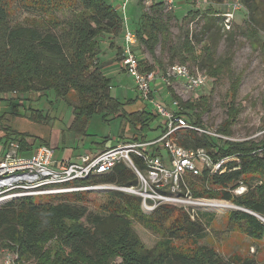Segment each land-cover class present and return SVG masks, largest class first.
Here are the masks:
<instances>
[{
    "label": "trees",
    "instance_id": "trees-1",
    "mask_svg": "<svg viewBox=\"0 0 264 264\" xmlns=\"http://www.w3.org/2000/svg\"><path fill=\"white\" fill-rule=\"evenodd\" d=\"M213 1L217 5L225 2ZM241 4L247 11L248 39L252 45L260 46L264 0H241ZM137 6L142 14L131 24H135L138 45L154 60L152 64L142 60L144 71L165 73L178 64L215 79L229 74L230 86L225 95L227 118L217 131L233 136L241 113L237 98L243 72L233 73V52L218 58V33L213 35L221 32L224 13L214 8L203 15L200 10H191L175 36L171 31L175 10L169 11L158 0H153L149 8L142 2ZM18 13L26 14L22 20H15ZM200 18L202 30L191 36L190 23ZM122 34L123 20L106 0H0V99L18 104L22 101L31 112V121L49 124L50 116L34 110L30 102H35L33 98L47 100L52 94L56 101L73 109L70 130L82 140L89 136L91 121L96 116L104 122L122 120V140L126 139L127 127L132 133L131 141L156 140L165 131L159 114L144 104L137 91L134 99L114 97L112 81L99 63L106 37L109 47L118 49V61H122L123 48L115 44ZM165 53H168L166 62L162 58ZM173 81L162 83L171 86ZM170 95L172 102H179L181 114L191 125L206 129L202 117L209 111V103L205 97L192 94L183 101L173 91ZM3 119L6 114L0 117V142L7 146L17 142L21 155L27 156L40 146L51 147L44 138L2 124ZM174 142L186 150L205 149L214 164L229 159L217 173L205 168L199 176L185 178L194 199L231 202L264 218V136L260 140L220 142L207 134L180 130ZM106 146L113 147V142L105 140L97 144L98 148ZM152 152L163 155L158 146H153ZM132 159L139 170H146L141 158L132 155ZM73 184L132 187L138 185V178L132 168L120 162L107 174L91 175ZM240 187L248 190L238 196L235 191ZM93 194L75 192L4 203L0 206V254L8 251L16 257L17 264H252L240 256L225 259L204 243L209 237L207 228L213 223L212 214L171 205H161L145 214L142 199L135 195L105 191L96 194L101 198L97 202L90 200ZM229 215L233 224L243 228L248 236L264 240V223L257 217L245 211ZM135 223L158 234L160 238L154 248L141 241Z\"/></svg>",
    "mask_w": 264,
    "mask_h": 264
},
{
    "label": "rangeland",
    "instance_id": "rangeland-1",
    "mask_svg": "<svg viewBox=\"0 0 264 264\" xmlns=\"http://www.w3.org/2000/svg\"><path fill=\"white\" fill-rule=\"evenodd\" d=\"M106 1L108 3H114L113 6L118 10L123 21H125L126 18L130 23L135 21L133 19L134 15L132 13V6L134 4L138 5L137 2L132 1L127 9H124L120 1ZM240 2L241 0H225L223 4L217 5L213 0H183V2L176 0L173 9L175 10L176 19L171 21V31L173 35H178L179 25L181 24L183 18L191 10H200L203 15L209 8H214L221 13L232 12L235 15V21L231 30H226L222 23L221 32H215L213 37L216 36V33H218V36L216 37V39L219 40L218 58H223L229 52H233L234 58L231 62L232 71L235 75L243 72L242 84L237 98V105L241 108V113L233 127V136L239 140H260L264 136V29H261L259 32L261 45H252L247 36V11L242 4H240V7H236ZM25 14L26 13H18L15 20H22ZM202 26V18L196 22L190 23L189 27L191 30V36H195L200 33ZM206 37L207 36H205V39ZM135 53L141 60L147 61L149 64H152L154 61L152 56L141 45L137 44V46H135ZM157 56L160 58L159 49L157 51ZM162 58L166 62L168 59V53H165ZM191 70L194 69L191 68ZM119 73L120 71L116 70L113 76H108L109 79L113 78V82H111L112 95L117 97L119 92H124L123 89L128 88V90L130 89L132 92L129 96H123L122 99L136 98L137 93L134 92L132 85L133 79H131L128 75V78L120 75L118 79ZM121 83H123V89L120 86ZM229 86L230 76L226 72L218 79L208 77L206 85L197 89L194 93L196 97H205L207 103H209V111L205 112L202 117L206 129L217 130L219 125L227 118L225 95ZM161 89L158 88L154 90V98L168 108L172 106V100L169 97L171 96L170 93L172 91L175 92L183 101L189 100L192 96V92H188L185 85L181 84L176 86L168 85L165 90L162 89V92ZM33 99L35 102H30L31 107L34 110L42 111L45 115H49L51 118L49 124H40L31 121V112L27 110L25 105H22V101H19L20 104L16 101H12V103L14 102L15 105H18H16L15 108L11 107V110L13 109L15 113H11V115L6 118L7 122L5 125H10L16 130L28 132L32 136L41 137L47 140L49 142V146H51V148L55 151V159L62 160L70 158L73 162H79L81 161L83 154L86 153V148L89 146L95 147L94 151L97 153L98 151L102 152L107 148V146L103 148L97 147V144H101L105 140L112 141L113 146H116L119 143L129 144L131 141L129 139L122 140L124 135V122L122 120L116 119L110 122H104L101 120V117L96 116L91 121L88 134L89 136L86 137L87 141L84 143L83 140L77 138L75 133L70 130L74 119L73 109L67 107V105H65L62 101H56V98L52 94L49 95L47 100L45 98L40 101H37V98ZM144 104L148 105L154 112L152 105L147 102H144ZM159 121H162L165 126L166 122L163 118ZM154 124L157 125V123ZM29 142L32 143L33 139H29ZM91 142H95V145L91 144ZM162 153L165 156L166 165L170 167L169 156H167V153L164 150H162ZM198 167L200 171L205 169V166L201 163H198ZM188 177L189 176L185 178ZM96 186H99V188L90 191L94 194L90 195L89 198L90 200L99 202L101 198L96 196V194L100 195V193L105 191H111L108 187H112V185L100 184ZM247 190V187H240L235 194L240 196L241 194H245ZM183 192L185 191L183 190L181 193ZM203 199L210 200L216 204V206L215 204L194 206L196 211L200 210L199 212L209 213L213 216V223L207 228L209 237L204 241V243L218 251L225 259H229L232 256H240L252 264H264V240L248 236L243 228L233 224L231 216L229 215L232 212L245 211L246 209L238 207L231 202L219 199L202 198V200ZM195 202L199 201L197 200ZM221 203L225 204L226 208H220L218 205H222ZM1 205L3 204H0V206ZM190 208L185 209L190 210ZM92 209L93 207H91L90 210ZM142 210L145 214L151 213L150 210L143 208V205ZM260 221L264 223L263 220L260 219ZM134 228L146 247L151 249L156 246L160 238L157 233L138 223L134 224ZM9 255L15 260L13 254L8 251H4L0 254V264H5V260Z\"/></svg>",
    "mask_w": 264,
    "mask_h": 264
},
{
    "label": "built area",
    "instance_id": "built-area-1",
    "mask_svg": "<svg viewBox=\"0 0 264 264\" xmlns=\"http://www.w3.org/2000/svg\"><path fill=\"white\" fill-rule=\"evenodd\" d=\"M132 1L142 2L149 8L153 0H124L123 8L127 9ZM162 1L169 11L174 9L176 0ZM240 4L241 2L236 7H240ZM222 17L226 30H231L235 15L228 12L222 14ZM123 24L125 29L122 64L127 75L133 79L136 91L143 102L152 105L154 111L166 120L164 133L156 140L146 143H119L97 154L84 155L79 162L58 161L55 159L54 149L47 146H40L31 155L23 156L20 154L19 144L13 141L7 150L0 153V204L26 197L96 190L99 186H80L73 182L85 180L91 175L107 174L120 162L133 169L138 178V185L104 187L116 188L119 191L140 197L143 208L151 212L161 205L194 208L195 205L215 204L210 200L194 199L189 193L185 177L188 175L195 177L201 174L198 163L211 170V173H217L221 165L229 159L214 164L205 149L186 150L174 142V136L180 130H190L199 134H207L220 142H233L239 139L219 133L216 129L206 130L191 125L186 116L181 114L179 102H172V108H168L154 98V84L157 81L170 84L172 80H180L187 91L194 95L197 89L206 85L208 76L204 73H194L188 66L178 64L168 68L165 73L158 70L144 71L142 60L135 53V46L138 44L136 30L131 29L127 18ZM153 146H158L167 153L170 158V167L166 165L163 155L160 156L152 152ZM132 155L138 156L145 162L147 167L145 171L136 167ZM183 190L185 192L181 193ZM197 200L199 202H195ZM5 264L16 263L9 255Z\"/></svg>",
    "mask_w": 264,
    "mask_h": 264
},
{
    "label": "crops",
    "instance_id": "crops-1",
    "mask_svg": "<svg viewBox=\"0 0 264 264\" xmlns=\"http://www.w3.org/2000/svg\"><path fill=\"white\" fill-rule=\"evenodd\" d=\"M117 1H120L121 3H123L124 0H117ZM158 1H160V0H158ZM180 1H182V0H179V2ZM110 4L111 5H114L113 2H111ZM132 13L134 15L133 19L135 18L134 20L137 22L138 19H139V16L142 14V10H141V8L139 6H137L136 4H134L132 6ZM130 27H131V29H134V30L136 28L135 27V24H131V23H130ZM124 29L125 28H124V24H123V34L119 38H117L115 40V44L119 48H123V46H124V40H123ZM106 40H107V42H106ZM109 43H110V41L108 40V37H106V38L103 39L102 53H101V56H100L99 63L104 65V69H103L104 74L106 75V77L113 76L115 74V71L116 70H119L120 73L118 74V79H119V76L120 75H123L126 78H128L127 74L125 73V70H124L125 68H124V66L122 64V61H118L119 60V58L117 57L118 49H116V48H110L109 47L110 46ZM112 79L113 78H111V81L113 82ZM122 84L123 83H121L120 86L123 89ZM179 84L183 85V83L180 80H174L172 85L176 86V85H179ZM132 85H133L134 92H136V88H135L134 81H133V84ZM166 87H165V85H163V83L161 81H157L154 84V90L155 89H158V88H160V89L162 88L163 90H165ZM162 89H161V92H162ZM123 91L124 92H119V95L117 94L118 96L116 98L122 99L123 96H129V94L132 92V91H130V89L128 90V88H126V89L124 88ZM1 99H0V117L3 116L4 114H6V118H7L9 115H11V113L13 114V112H12L13 109L11 110V107H13L15 104H14V102L12 103V102H9V101H2ZM122 100H125V98L122 99ZM22 105H24V104L22 103ZM170 108H172V106ZM6 122H7L6 119H3L2 120V124H5ZM0 137H2V134H0ZM131 137H132V133H131L130 128H128V130L126 128L125 138L126 139H130ZM83 141H84V143H86L87 140L86 139H83ZM133 142H135V141H130V143H133ZM91 144H94L95 145V142H91ZM8 147H9V145L7 146L5 142H3V141L0 142V153H3L5 150H7ZM94 150H95V147L89 146L88 148H86V153H84L83 156L84 155H93V154H97V153L101 152V151H98L96 153ZM66 160L72 161V159H70V158L62 159L60 161H66Z\"/></svg>",
    "mask_w": 264,
    "mask_h": 264
},
{
    "label": "water",
    "instance_id": "water-1",
    "mask_svg": "<svg viewBox=\"0 0 264 264\" xmlns=\"http://www.w3.org/2000/svg\"><path fill=\"white\" fill-rule=\"evenodd\" d=\"M109 190L111 189V190H117L116 188H108ZM247 213H249V214H252L253 216H255V217H257L259 220L261 219V217L258 215V214H256V213H253V212H250V211H247V210H245ZM262 220V219H261Z\"/></svg>",
    "mask_w": 264,
    "mask_h": 264
},
{
    "label": "bare ground",
    "instance_id": "bare-ground-1",
    "mask_svg": "<svg viewBox=\"0 0 264 264\" xmlns=\"http://www.w3.org/2000/svg\"><path fill=\"white\" fill-rule=\"evenodd\" d=\"M222 204V203H221ZM215 206H216V204H215ZM218 206H220V208H226V206H225V204H222V205H218ZM231 207V206H230ZM232 207H234V206H232ZM235 208V207H234ZM261 217V216H260ZM261 219L264 221V218H262L261 217Z\"/></svg>",
    "mask_w": 264,
    "mask_h": 264
}]
</instances>
